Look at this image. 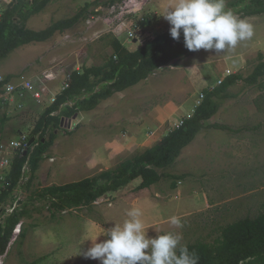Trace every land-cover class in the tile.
Returning a JSON list of instances; mask_svg holds the SVG:
<instances>
[{
    "label": "rangeland",
    "instance_id": "rangeland-1",
    "mask_svg": "<svg viewBox=\"0 0 264 264\" xmlns=\"http://www.w3.org/2000/svg\"><path fill=\"white\" fill-rule=\"evenodd\" d=\"M12 1L0 0V15ZM95 1L97 0H53L41 13L33 16L28 21L27 28L36 31L44 30L54 22L74 17L86 4H91ZM100 1L107 3L110 0ZM127 1L115 0L113 9L103 5L92 6L89 16L85 20H82L73 29L63 33L58 32L49 39L50 47L54 52L49 58L45 56L44 59V52H40L42 47L40 48L36 44H30L14 50L0 61V75L7 77L10 71L18 72L23 64H26V68L19 75L30 77L32 74L36 76L45 71L46 65L51 67L52 64L50 65V62L59 59L54 64L62 62L63 66L60 67V70L59 68L57 69L60 77H58L57 81L54 80V83H44L48 86V89L58 91L60 83L64 81L63 76L72 74L76 69L75 65L100 66L104 64L112 53V49L106 46L107 37L104 40L102 37L114 35L112 31H116V28L121 26L123 30L120 28L116 31L118 35L123 33L120 36V40L129 50L131 48V51L133 49L136 50L141 41L145 43L170 27L169 22L164 19L163 15L173 9L178 3V0H139L142 10L137 11L133 7L132 12L135 11V14H126L128 12L124 8V2ZM92 16L95 17L93 21ZM144 19L148 21V25L145 28L140 26V22ZM243 19H246L253 26V37L250 40L239 43L236 48L226 52L217 53L215 50H204L202 53L192 57V60L201 59L216 62V64L204 65L199 69L200 72L197 74H200L203 79L199 82L196 80L197 82L193 83L192 87L187 89L186 86L184 87L185 81H183V85L173 78L177 72L171 70L176 69V67L170 64L156 70L149 77L150 80L148 78L147 85L140 82L141 84H137L129 88V90L127 89L128 91L125 94L131 93L130 96L137 95L141 99L148 96L147 101L144 102L147 105L150 103L154 104L158 100L168 99L170 97L168 96L169 92L172 89L177 91L182 89V91H189L188 96L193 95V98L190 99V103H192L194 96H198L201 91L209 89L211 86L217 87L220 78H224L225 75L228 76L229 73L248 77L259 63L260 56L264 57V14ZM130 33L137 37L136 42L129 39ZM68 34L70 37L66 38ZM237 55L239 57L234 58ZM39 58L42 60H38ZM42 61H45L44 64L39 63ZM42 65H44V69ZM35 80L37 83V78ZM159 84L162 87H166L167 90H161L160 93L158 92L159 90H154L153 86H158ZM42 89L49 98L47 91L43 87ZM263 92L264 89L240 82L229 89V93L237 95L236 98L222 101L225 111L223 110L215 120L230 126L231 129L237 132L216 129L208 131V136H216V133H219V136L225 135V138L217 140H221L226 146L228 145V140L229 142L234 141L231 144L232 149L226 152L224 159L222 150L217 145L218 142L214 139H206L207 144L210 145H203L201 136L199 138L196 137L197 139L195 138L196 140L181 152L183 154L180 162L161 170L169 174L184 173L186 171L191 173L190 178H186L183 181L182 193L178 194L179 191H171V189L167 188L165 189L164 199L161 200L154 197V192L158 186L153 185V187L143 190L134 189L132 198L136 197V199L132 200L131 198L130 200L132 201L127 203V205H125L126 201L121 203V199L116 194L117 192L108 193L110 196L105 195L95 202L93 209H76L72 212L57 215L55 218H51L49 211L44 208L40 214H33V219L23 220L24 228L26 227L27 229L26 233L33 229L30 226L31 224L41 227L36 235L44 241L43 251L36 250L38 241L35 240L34 236H31L29 239L31 248L26 256L18 254L20 246L12 245L11 255L8 258L9 264H27L44 255H49V260L38 264H101L99 260L87 258L85 253L93 246L92 241L97 238L96 242H103L108 239L106 237L107 233L100 236L95 232H90L91 236L89 239L91 241L88 239L84 247L80 244L83 238H80L78 223L83 218L89 217L90 214L99 218L110 230L115 224H122L127 219V210L137 207L143 213L142 220L149 238H156L158 235L169 232L180 233L183 237L181 243L188 245L199 241L213 243L220 234V228L245 217H256L264 212V112H259L255 104V101ZM239 101L241 105L234 106ZM43 103L45 106H42L40 108L42 110H39V112L31 108L32 106L26 107L23 111L16 109L18 112L14 116L4 124H0V144L11 140L21 141L24 136L28 144L36 123L42 115L39 113H45L48 109L46 107L48 102ZM131 103L134 104L133 101ZM144 104L136 103L135 111L137 113L141 111ZM67 105L71 106L70 102ZM8 107L11 108L12 106L7 105L0 108V118L3 117V113H6L5 110ZM235 107L236 111L234 110ZM238 108L241 109V112H239ZM120 110L126 113L124 107H120ZM190 110L191 105L182 107V113L184 114L189 113ZM70 122L72 127L76 125V128L72 130L71 127H67V121L62 130L57 132L58 138L54 142L55 146L53 145L52 149L48 151L47 157L41 162L37 178L32 186L33 190L50 185L77 182L84 178L94 177L101 171L116 167L115 164L102 158L100 166H95L92 163L95 168L92 167L87 174H77V167L80 170V160L82 158L79 145L81 141L87 140V136L85 134L82 136L79 132L76 133L77 128L81 125V120H72L71 118ZM33 138L35 140L38 139L37 136ZM140 151H135V154L129 153L125 158L140 154ZM210 168L212 170L210 177L209 174L205 177L204 174H201L200 179L205 178V180L203 182L195 181L197 175L194 172L205 171L208 173ZM224 171H231V174L225 177V181L222 179L223 174H225ZM27 180L28 177H25L22 185ZM138 180L139 182L142 181L141 178ZM167 180L166 184L168 186L173 183L172 180V182L169 179ZM131 188L136 187L132 186ZM124 189H127V187ZM29 193L30 191L23 192L21 187L15 195L16 198L20 197L23 200ZM146 199L156 201V203H153L154 207L148 211L143 207ZM206 203L214 206L208 207ZM151 211L155 213L153 215L149 214ZM178 213L183 215L180 216ZM172 214H175L174 216L180 220V227H176L168 221L163 227L151 228L153 227L151 224L153 216H155V221H159L165 217H171ZM156 225H160V223ZM53 241H55V245H52Z\"/></svg>",
    "mask_w": 264,
    "mask_h": 264
},
{
    "label": "trees",
    "instance_id": "trees-1",
    "mask_svg": "<svg viewBox=\"0 0 264 264\" xmlns=\"http://www.w3.org/2000/svg\"><path fill=\"white\" fill-rule=\"evenodd\" d=\"M53 0H13L0 15V61L14 50L35 42H46L56 33L73 29L89 16L92 6L112 7L115 0L102 3L97 0L86 6L74 17L60 20L40 31L27 28L28 21L41 13ZM226 9H230L241 18L264 14V0H225ZM147 19L140 22L145 28ZM171 27V26H170ZM170 27L154 38L146 41L136 50H129L120 39L114 35L102 37L112 53L104 64L88 66L84 64L81 70L71 74L70 86L61 92L56 102L39 118L30 140L38 139L33 150L27 154L15 155L12 169L6 178L4 186L0 187V255L7 252L17 226L24 219H33V214H40L46 208L51 218L74 209L90 208L108 193L118 192L131 182L141 178L137 189H148L163 179L176 182L186 178V175L173 176L161 170L173 165L181 152L188 147L205 128L237 132L226 125H205L219 111L223 100L236 98L229 89L240 82L264 89V57L254 71L244 77L241 74H229L214 89L203 90L204 98L193 114L185 118L183 125L172 130L162 140L152 147L146 148L140 154L126 158L115 168L104 170L94 177L63 185H50L32 189L37 178L41 162L58 138L57 132L62 130L64 121L73 118L79 112H89L97 108L101 102L111 98L116 93L123 92L140 82L147 80L156 70L175 61L183 60L194 53L184 44L183 33L179 41L170 35ZM13 75H8L6 81H11ZM3 83H0V95ZM72 102L69 106L67 103ZM257 110L264 112V92L255 101ZM57 115H52L54 113ZM6 120L0 119V124ZM29 158V171L23 168ZM22 177H28L23 184V192L28 196L20 201V207L9 213L16 201L15 193L20 186ZM26 228H21L20 234L13 245L22 246L26 239ZM190 252L199 256V264H264V212L256 217H245L220 228V234L213 243L199 241L186 245ZM42 259L27 264H38Z\"/></svg>",
    "mask_w": 264,
    "mask_h": 264
},
{
    "label": "crops",
    "instance_id": "crops-1",
    "mask_svg": "<svg viewBox=\"0 0 264 264\" xmlns=\"http://www.w3.org/2000/svg\"><path fill=\"white\" fill-rule=\"evenodd\" d=\"M165 5H168V4H165ZM49 43H50V40L48 42H35V43H31V44H36L40 48L42 47V50L40 52H44V59H45V56H47L49 58L54 53L52 51L53 49L50 47ZM142 44L143 43L139 44V47ZM26 46L27 45H25L23 47H26ZM131 50H132V48H131ZM134 50L135 49H133V51ZM203 51L204 50L197 52V53H194L193 55H191V56H189L183 60L175 61L171 64L173 67H176V69L174 68L171 71L177 72V74H175L173 76V78L177 79V82L182 83V84H183V81H185L186 83H185V85L184 84L183 85H184V87L186 86L187 89L192 87L193 83H196L197 81L199 82L200 80L203 79V77L200 74H197L200 72L199 69H201L204 65L216 64L215 61L211 62L208 60H201V59H193L192 60V57H194L196 54L202 53ZM238 55H241V54H238ZM238 55L235 56L234 58L239 57ZM58 60L59 59L50 62V65L52 64V66L49 67V65H46L45 69H44V65H42L43 69L45 71L54 70L56 73H58V77H60V74L58 71L60 70V67L63 66L62 62L59 61L60 63H58L56 65L54 64V62H56ZM44 62L45 61H42L39 63L44 64ZM26 66H27L26 64H23L20 71H18V72L10 71L8 73V75H13V79H16L18 77V75L23 71V69L26 68ZM75 66H76V69L74 71H79V70H81V67L83 65L80 66L77 64ZM58 68H59V70H57ZM167 69H169V68H167ZM30 76L33 77L32 74ZM156 76H158V75H156ZM225 76H224V78H225ZM224 78L221 77L220 80L218 81V84ZM147 80L142 81L141 83H145L147 85L148 84ZM149 80H150V78H149ZM141 83H139V84H141ZM57 84H59V83L57 82ZM215 87L216 86H211L209 88V90H212ZM153 89L159 90L158 92L160 93V91L165 90L166 87H164V86L162 87V85L159 84L158 86H153ZM128 90H125V91L120 92V93H116L111 98L101 102V104H99L97 106V108H95L94 110L89 111V112H79L78 114L75 115V116H77L76 119H74L75 116L72 118L74 120H78V119L81 120V125L79 126V128H77V132L76 131L75 132L76 133L79 132L82 136L84 134L87 136V140L81 141L80 145H79V147H80L79 150L81 151V157L82 158L80 160V164H81L80 170L77 167V170H78L76 172L77 174H79V175H83V173L87 174V172L91 171V168L94 167V165H92V163H94L95 166H100V164H101L100 161L102 162V158L105 159V161L113 163L117 166L119 163H121L123 160L126 159L125 156L127 154H129V153L135 154L136 153L135 151L141 150L140 152H142L146 148L152 147L154 144H156L157 142L162 140L166 135H168L173 129H175V125L177 123H179L181 120H184L185 118L190 117L193 114L195 108L198 106L200 95L203 92V91H201V93L198 96H194L193 102L190 103V99L193 98V95L188 96L189 91H187V90L182 91V89L177 91V90L172 89V91L169 92L168 96H170V97L168 99L158 100L154 104L150 103V104L146 105V104H144V102L147 101L148 96L144 97L143 99H141L140 97H137V95H135V96L131 95L130 96L131 93L125 94L126 91H128ZM129 97H130V99H129ZM138 100H140V101H138ZM131 101H133L134 104H132ZM44 102L47 103L48 101L45 100ZM136 103L144 104V107L141 108V111H139L138 113L135 111ZM70 104L73 105L72 102H70ZM222 104L223 103L221 102L220 109H219L218 113L211 120L205 122V125H207V124L208 125H212V124L213 125L214 124L224 125L220 121L215 120V118L223 110L225 111V109H223L224 107L222 106ZM28 105H29V107L32 106L31 108L36 109L37 112H39V110L40 111L42 110V109H40L42 106L38 105V103H34L32 100H29ZM184 105H191V110L189 113H186V114L182 113V107ZM239 105H241L240 101H239V103H236L234 106H239ZM47 106H48V104H47ZM120 107H122V108L124 107L126 113L121 111ZM0 108H2V105ZM11 108L8 107V109L5 110L6 113H3L2 114L3 117L0 119L7 121L12 116H14V114L16 112H18L17 111L18 109L16 107L12 106ZM234 110L236 111V107L234 108ZM238 110H239V112H241V109L238 108ZM10 112H14V113H10ZM253 113H255V111H253ZM39 114L43 115L44 113H39ZM55 115H57V113H55ZM70 120H66V121H70ZM82 123H83V125H82ZM226 126H228V125H226ZM228 127H230V126H228ZM211 130L213 131L216 129H212L209 127L205 128L204 130H202L200 132V134L197 136V138L202 136L203 145H210V144H207L206 139L216 140L218 142V144L217 143L216 144L222 150V156L224 159L226 157V152H229V150L232 149L231 144L234 141L229 142L228 138H226L228 140V145L226 146L223 142H221V140H219V141L217 140L219 138H225V135L219 136V133H216V136H210L209 137L208 131H211ZM52 147L50 149H52ZM182 154L183 153L180 154L179 158L175 162L176 164L178 162H180ZM47 155H48V153H47ZM227 165H230V164H227ZM179 172H181V171H179ZM211 172H212L211 168L208 169V173H206L205 171L194 172V174L197 175V178L195 181L196 182H203L205 180V178L201 180L200 175L204 174V177H205V176H208V174H209V177H210ZM224 172H225V174H223L222 179L225 181V177L228 174L230 175L231 171L230 172L224 171ZM167 174H169V173H167ZM190 174H191L190 172L186 171L184 173H173L171 175H173V176L186 175V178H190ZM88 178H90V177H88ZM185 179H182V180L176 182V187H173V183H171V185L168 186L166 184L168 180L163 179L161 182L154 185V186H158L154 192V197L159 198L161 200L164 199V195L166 194L165 189H167V188L171 189V191H179L178 194L182 193V189H183L182 184H183V181ZM171 180L172 179H169V181H171ZM141 182L142 181L139 182V180L137 179V180L131 182L127 186V189H124V190L116 193V194H118L119 199H121V203H124L126 201L125 205H127V203L136 199V197L132 198L133 190L137 189ZM132 186H135L136 188H131ZM168 193H169V191H168ZM107 195L110 196V194H107ZM131 198H132V200H130ZM153 203H156V201L153 199H146L145 203L143 204V207L148 211L154 207ZM206 205L208 207L214 206L210 203H206ZM157 207L160 208L158 205H157ZM89 209H93V206H91ZM154 213H155L154 211H151L149 214L153 215ZM178 214L180 216L183 215V214L181 215L180 213H178ZM174 215L175 214H172L171 217H173ZM154 219H155V216H153V221L151 223L153 225V227H151V228H154L157 226L163 227L165 224H167L166 222L170 221V217H165L163 220H159V221H155ZM24 220H28V219H24ZM159 223H160V225H156ZM78 224L77 225L80 228V238H83V240L80 242L82 247L86 246L87 241L91 236L89 234L90 232H95L96 234L101 236V234H104V233H106V231L109 230V227H107L104 224V222H102L99 218H96L92 214H90V216L87 218H83L81 221H79ZM22 226L24 228V221H22L21 228H22ZM30 226L33 229H31L29 232H27L28 235H26V239H25L24 243L22 244V246H20V249L18 251L19 255L22 254V255L26 256L28 254L27 252L31 248V244L29 243V239L31 238V236H34L35 240L38 241V243L36 244V250L43 251L42 249L44 246V241L41 240L36 235L38 233V230L41 229V227L39 225H34V224H31ZM17 237H18V235H17ZM17 237L13 238V240L10 243V246H9L7 253H6L7 255L5 254L6 256H5V259L3 260L4 264H9L8 258L11 255L12 245H13V243ZM55 244H56L55 241H53L52 245H55ZM49 258H50L49 255H44V256H40V257L34 259L33 261L42 259L41 262H45V261L49 260Z\"/></svg>",
    "mask_w": 264,
    "mask_h": 264
},
{
    "label": "clouds",
    "instance_id": "clouds-1",
    "mask_svg": "<svg viewBox=\"0 0 264 264\" xmlns=\"http://www.w3.org/2000/svg\"><path fill=\"white\" fill-rule=\"evenodd\" d=\"M163 17L171 26V37L179 41L183 33L185 47L192 52L201 49L226 52L254 35L253 26L232 10L226 9L225 0H178L175 7ZM70 121L67 127H70ZM142 215L137 207L127 210V219L106 231L108 239L103 242H96L98 238L92 241L93 246L85 253L86 257L99 260L101 264H199V256L181 243L183 237L180 233L169 232L149 238ZM170 223L176 227L181 226L175 216L170 217ZM21 225L16 228L17 235L20 234Z\"/></svg>",
    "mask_w": 264,
    "mask_h": 264
},
{
    "label": "built area",
    "instance_id": "built-area-1",
    "mask_svg": "<svg viewBox=\"0 0 264 264\" xmlns=\"http://www.w3.org/2000/svg\"><path fill=\"white\" fill-rule=\"evenodd\" d=\"M140 1L139 0H128L127 2H124V8L127 10L128 13L126 14H135V11L132 12L133 7L135 10L140 11L142 8H140ZM114 8V6L110 7ZM140 8V9H139ZM136 11V12H137ZM124 14V13H123ZM95 20V17L92 16V21ZM123 30V27L118 26L116 28V31L119 29ZM116 31H112L113 34L117 36H121L123 33L118 35ZM70 35L66 36V38H69ZM129 39L133 42H136L137 40L136 36L133 33L129 34ZM141 43L144 44L143 41ZM40 61L42 59H39ZM230 74V73H229ZM39 76V77H38ZM38 80L37 85L36 79ZM64 81L60 83V89L58 91H53L48 89L47 85L44 83H54V80H58V73L54 72V70L44 71L42 74L33 76V77H25L23 75H18L16 80L6 81V77L0 75V83H3L2 87V94L0 95V105L4 106H14L18 110L23 111L26 107H29V100H32L34 103H38L40 106H44V101H48V108L51 107L57 100L58 94L66 90L70 86L71 82V74L64 75L63 76ZM222 81L219 82V84ZM47 91L49 94V98L46 96V93H44L42 87ZM204 98V94L200 95V99L198 102V106L201 104L202 100ZM71 105V104H70ZM72 106V105H71ZM52 115H55L52 114ZM183 121L181 120L179 123L175 125V128H179L183 125ZM71 129L74 130L76 128V125L72 127L70 125ZM69 127V128H70ZM28 148V144L26 143V138H24L21 141L11 140L6 143L0 144V187L4 186V183L6 181V178L9 176L12 164L15 158V155L19 152L24 153ZM34 147L31 148L33 150ZM53 160V159H51ZM29 171V158L27 163L25 164L23 168V172ZM25 177H22L20 180V186L23 183V180ZM21 201V198H17L14 207L9 209L8 212L11 213L15 208L19 207V203ZM1 221V219H0ZM18 233V229L15 231V237ZM4 255H0V264H3Z\"/></svg>",
    "mask_w": 264,
    "mask_h": 264
},
{
    "label": "water",
    "instance_id": "water-1",
    "mask_svg": "<svg viewBox=\"0 0 264 264\" xmlns=\"http://www.w3.org/2000/svg\"><path fill=\"white\" fill-rule=\"evenodd\" d=\"M76 117H77V116H75L74 119H76ZM34 143H35V139L32 138V139L30 140V142L28 143V148L31 147ZM28 148H27V150L24 152V155L27 154Z\"/></svg>",
    "mask_w": 264,
    "mask_h": 264
}]
</instances>
